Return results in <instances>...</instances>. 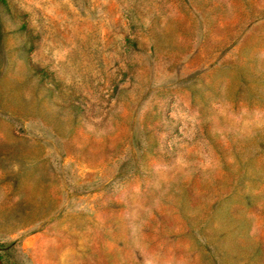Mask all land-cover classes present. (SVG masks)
Here are the masks:
<instances>
[{"label":"rangeland","instance_id":"374dc122","mask_svg":"<svg viewBox=\"0 0 264 264\" xmlns=\"http://www.w3.org/2000/svg\"><path fill=\"white\" fill-rule=\"evenodd\" d=\"M0 32V264H264V0H7Z\"/></svg>","mask_w":264,"mask_h":264},{"label":"trees","instance_id":"16d2710c","mask_svg":"<svg viewBox=\"0 0 264 264\" xmlns=\"http://www.w3.org/2000/svg\"><path fill=\"white\" fill-rule=\"evenodd\" d=\"M2 3L7 4V0H0ZM2 37V34L0 32V38Z\"/></svg>","mask_w":264,"mask_h":264}]
</instances>
